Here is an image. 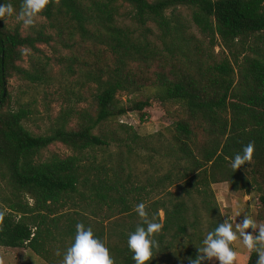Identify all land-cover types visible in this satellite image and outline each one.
I'll return each instance as SVG.
<instances>
[{
	"label": "trees",
	"instance_id": "16d2710c",
	"mask_svg": "<svg viewBox=\"0 0 264 264\" xmlns=\"http://www.w3.org/2000/svg\"><path fill=\"white\" fill-rule=\"evenodd\" d=\"M6 3L19 14L22 0H0ZM40 14L46 21L26 33L22 22L0 18V246L62 264L83 223L114 264H135L127 238L141 223L135 206L143 202L163 224L149 264H168L184 239L190 264L224 221L213 184L247 193L256 187L264 213V0H59ZM43 44L68 49L62 76L78 73L96 90L89 106L64 109L37 133L27 125L31 106L11 105L8 82L51 80ZM146 89L151 98L119 97ZM152 99L176 105L178 118L163 156L170 168L143 183L135 162L141 136L123 123L124 136L110 135L104 125L130 112L144 118ZM54 143L73 153L46 156ZM249 143L252 161L234 171L231 159ZM257 260L251 252L248 264Z\"/></svg>",
	"mask_w": 264,
	"mask_h": 264
},
{
	"label": "rangeland",
	"instance_id": "374dc122",
	"mask_svg": "<svg viewBox=\"0 0 264 264\" xmlns=\"http://www.w3.org/2000/svg\"><path fill=\"white\" fill-rule=\"evenodd\" d=\"M182 12L190 17V11L188 9L182 8ZM16 15L2 18V20L10 25L22 22L16 18ZM45 21V17L39 14L36 18L35 25L44 23ZM22 27L24 33H26L31 26L25 25L22 22ZM194 30L197 35L201 36L196 27H194ZM40 47L43 49L41 58L43 60H46V57L50 58L49 68L51 71V80L39 84L14 77L8 82V90L13 97L11 105L13 107H18L20 104L31 106L33 114L30 120L27 121V125L37 133L43 132L54 123L64 109L70 106L77 109L89 106L96 90L95 84L93 83L83 85L78 73L69 76V80L62 76L61 70H64L65 66L60 62V56L71 55L68 49H64L57 44H54V46L43 44ZM32 53L31 50H27V55L22 63L24 66H29ZM215 53L218 57L223 54L220 46L215 47ZM119 97L124 101L128 100V98L145 100L148 97H152V91L146 89L143 92L131 95L120 94ZM145 110L147 113L144 118H141L138 112H130L104 125V128L109 130L110 135L116 131L120 136H124L120 129V124L123 123L131 126L132 130L141 136L144 143L138 146L139 155L135 157V162L139 179L143 183L147 182V178H156L170 168V162L165 160L163 156L167 144L172 139L171 130L178 118V108L176 105H163L153 99L151 100V106ZM75 122L76 118L72 120L71 124L73 125ZM198 135L202 137L201 133H198ZM51 153L68 156L73 151L62 143H54L49 147L45 155L47 156ZM255 188L247 193L234 191L227 182L213 184V189L224 220L230 217L233 222L236 219L239 222L243 219L244 214H248L258 224H264V213L260 194ZM156 193L153 192L151 195H156ZM237 209L241 210L239 217L235 216V210ZM161 214L163 218L162 211ZM247 231L251 233L253 229L249 228ZM176 246L173 249L176 251L175 255L171 253L168 264L174 262L187 264V255L190 249L189 239H184ZM235 250L240 257L238 264H248V258L251 252L243 246L241 241L236 242ZM0 260L3 261V264H49L31 249L25 247L12 248L0 246ZM210 264H219V262L213 258L210 260Z\"/></svg>",
	"mask_w": 264,
	"mask_h": 264
},
{
	"label": "clouds",
	"instance_id": "9594fccd",
	"mask_svg": "<svg viewBox=\"0 0 264 264\" xmlns=\"http://www.w3.org/2000/svg\"><path fill=\"white\" fill-rule=\"evenodd\" d=\"M50 3L58 4L59 0H22L18 15L11 3L0 4V18L16 15V18L25 25L34 26L36 18ZM254 151V144H247L242 152L236 153L231 159L230 167L236 171L246 162H251ZM135 211L141 223L128 234L127 245L134 254L132 259L135 264H149L154 257L155 250L159 248L156 236L162 231L163 224L156 222L154 216L150 218L143 202L135 206ZM3 215L4 213L0 212V220ZM240 215L241 210H235V216ZM249 228L253 229V232H248ZM237 241H241L249 252L258 253L256 264H264V224H258L248 214H244L239 222L237 219L233 222L229 217L222 223H218L214 230L208 231L200 245H197L198 255L195 259H190V264H202L213 258L218 260L219 264H238L240 257L235 250ZM248 259L250 260V257ZM0 264H3L2 260ZM62 264H114V260L109 249L95 235L93 229L90 226L86 227L83 223H78L74 243L64 253Z\"/></svg>",
	"mask_w": 264,
	"mask_h": 264
}]
</instances>
